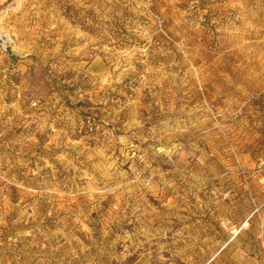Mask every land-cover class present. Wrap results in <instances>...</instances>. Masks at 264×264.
<instances>
[{
    "label": "rangeland",
    "instance_id": "374dc122",
    "mask_svg": "<svg viewBox=\"0 0 264 264\" xmlns=\"http://www.w3.org/2000/svg\"><path fill=\"white\" fill-rule=\"evenodd\" d=\"M0 264H264V0H0Z\"/></svg>",
    "mask_w": 264,
    "mask_h": 264
}]
</instances>
